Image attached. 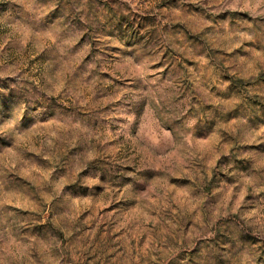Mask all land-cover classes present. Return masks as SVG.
<instances>
[{"label":"rangeland","instance_id":"374dc122","mask_svg":"<svg viewBox=\"0 0 264 264\" xmlns=\"http://www.w3.org/2000/svg\"><path fill=\"white\" fill-rule=\"evenodd\" d=\"M0 264H264V0H0Z\"/></svg>","mask_w":264,"mask_h":264}]
</instances>
